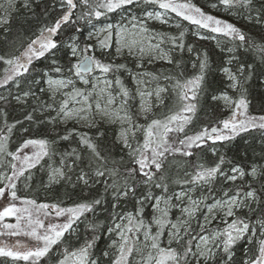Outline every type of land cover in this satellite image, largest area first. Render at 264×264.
<instances>
[{"label":"trees","instance_id":"1","mask_svg":"<svg viewBox=\"0 0 264 264\" xmlns=\"http://www.w3.org/2000/svg\"><path fill=\"white\" fill-rule=\"evenodd\" d=\"M182 1L189 2L205 14L232 25L245 36V41L241 42L223 33H213L199 28L176 16L174 12H166L158 5L146 4L143 0L125 9L106 13L99 19L83 16V13L90 9L83 8L79 0H75L77 7L73 10L70 22L62 25L59 33L53 37L58 44L57 49L52 50L55 55L50 52L39 59L33 58L27 72L21 69L22 75H14L12 80L0 86V136L7 137L5 141L7 151L0 153V173L6 174L5 184L9 183L10 192L15 191L21 201H35L37 206L47 204L71 208L81 203L100 200V204L94 206L92 212L84 213L72 225V229L65 232L60 241L35 264H59L66 250H77L88 242L93 244L89 249L90 260L96 261L97 264H112L119 254L118 250L110 246L115 239V233L109 231L114 225V216L128 213L135 215L137 208L140 207L137 200L144 199L149 193L152 196L174 197L175 193L189 190H191L189 195L193 199L203 197L204 204H212L225 197L236 196L237 193H239L238 199L243 201L241 207L234 209L233 216L212 220L205 225L203 232L199 226L204 223L201 221V213L204 210L202 205L201 210L190 220L191 236H208L222 231L226 227L223 223L225 219L229 223L239 220L249 225L244 238L230 248L231 260L228 259V254L223 251L221 244L220 248H213L214 254L211 258L197 261L189 257L190 264H244L246 259H254L258 255L259 241L264 240V235L261 234L264 232V128L250 127L233 135L229 129L223 128V121L234 118L238 124L241 120L247 121L251 117L264 116V58H262L264 52H261V49H264V0H250L247 6L239 4L228 8L221 5L219 0ZM101 2L103 0H90L93 7ZM211 7L213 10L210 9ZM66 10V5L62 7V0H28L26 6L18 5L10 13L7 22L0 25V57H3L0 59V81H4L15 65L5 61L21 56L27 45L40 35L41 30L51 26ZM100 10L104 11V9ZM158 10L169 15L168 23L153 22L150 28L164 38L165 42L162 45L169 54L167 61H158L148 66L142 62V68L138 69L129 58L115 59L116 64H125L127 68L108 75L117 91L119 86L114 82L117 75L120 76L123 86L128 89L127 84L131 76L129 73L137 72L147 74L153 86L162 84L165 89L160 102L153 105L151 111L141 119L142 128L129 140L132 149L143 145L145 128L152 120L164 122L167 117L177 113L190 117L187 123H183V131L168 133L169 143L173 148H181V152L165 153L164 157H161V170L157 172L154 167L152 168L155 173L153 182L144 184V177L140 176L138 166L134 163L133 156L129 154L130 149L117 140V126L102 121L87 127H80L72 122L62 124L57 111L53 108L58 110L60 101L64 98L51 99L46 92L44 80L47 76L52 78L69 76L68 45L72 41L80 49H84L86 44H91L87 38L90 30L117 23L133 15L141 17L147 11ZM89 19L91 23L88 22ZM170 38H177V44L182 43L183 47H173ZM112 48L108 50L112 53L111 56L105 52L103 55L100 53V57L96 56V58H101L104 62L113 60ZM54 60L57 63L53 64ZM169 60L171 62H168ZM201 61L206 62L204 78L200 81L199 88L195 89V98L184 100L181 98L183 90L176 85L184 84L200 75ZM241 65L244 66L243 74L239 71ZM226 66L239 81L235 89L229 87L231 81L222 70ZM56 67H62L63 72L54 71ZM75 87L81 89L77 80ZM25 93L28 95L25 96ZM225 94L234 101L231 109L227 108L220 99V96ZM188 95L191 96V93L189 92ZM213 96L217 99H212ZM241 98L245 100L246 108L237 109L236 102ZM188 103L195 105L194 111L182 113L181 110ZM45 105H52V108H47ZM234 113L235 117H233ZM29 116L31 119L27 118ZM256 123L260 121L257 120ZM9 127L12 128L11 132L8 131ZM212 127H217L222 130L220 134L230 135L232 138L215 143L205 138L203 142H198L199 147L194 146L191 149L179 144V140L186 136H195ZM81 134H86L97 145L102 155L109 158L107 167H119L121 175H126L125 168H137L134 177H130L128 181L135 187L134 194L130 192L127 197H122L119 201L114 200V190L106 189V177L94 175L97 162L92 153L80 143ZM64 136H68V139H62ZM30 139L47 141V155H43L34 167H28L25 163L24 156L27 154L23 152L33 149L34 152L29 156L31 157L40 151L38 145H29L17 152V149ZM183 151H190L192 154L186 156ZM9 152L16 153L17 159L8 155ZM135 156L138 157L139 152H136ZM221 157L224 159V163L220 165L223 175L217 174L208 184L185 183L191 180L201 166L214 167ZM113 160L117 162L116 165L111 163ZM233 167H238L245 173L243 176L235 174L237 179L234 181L226 179L227 176L233 175L231 171ZM253 167L257 170L254 176L251 175ZM61 172L63 175H60ZM82 173L86 174L88 183L79 179ZM9 177L12 179L10 180ZM107 183L111 184L112 180L108 179ZM156 183L166 185L167 191L165 192L163 187L156 188ZM12 185L15 187H11ZM247 191H254L255 198L246 199L244 194ZM183 201L184 204L188 203L186 198ZM176 202L174 198L170 201L172 205H176ZM154 203V200H144L142 218L146 222L152 219L151 205ZM113 204H116L115 209ZM177 213L176 207H172L168 219L176 222L180 217ZM180 218L186 219L182 216ZM118 221L117 219L115 223ZM152 231L153 233L156 231L154 225ZM141 237L142 235L139 237L140 241ZM167 239L169 238L166 229L160 238L162 247L169 246ZM187 239L188 236L185 237V241ZM223 239L225 237L220 236V241ZM197 242V240L192 241L193 251L196 250ZM171 247L183 251L182 245L175 242ZM148 251L152 250L144 249L145 256ZM129 261L131 264H140V254L134 252L129 257ZM0 264H33V260L0 257Z\"/></svg>","mask_w":264,"mask_h":264},{"label":"snow or ice","instance_id":"2","mask_svg":"<svg viewBox=\"0 0 264 264\" xmlns=\"http://www.w3.org/2000/svg\"><path fill=\"white\" fill-rule=\"evenodd\" d=\"M139 0H103L101 3H97L94 7L90 3V0H79V4L85 8L90 9L85 11L83 16L95 17L99 19L101 16L106 15V13L116 12L119 9H125L127 6L138 3ZM144 3L156 4L162 10L166 12H174L176 16L188 21L193 25H197L199 28L207 29L213 33H223L226 36L234 37L241 42L245 41V36L235 27L230 24H226L219 19L211 15H207L201 11L200 8L189 2L179 3L176 0H143ZM219 3L226 8L235 5L243 4L247 6L250 0H219ZM66 5L67 10L56 19L51 26H46L41 30L40 35L33 39L28 45L25 51L22 53L23 60L20 57H16L11 60H6L5 63L15 64L16 71L14 75H22L23 72L28 71V67L32 62L33 58L39 59L45 56L46 53H52V50L57 49L58 44L53 39L55 37L62 25L70 22V18L73 15V10L77 7L75 0H62V7ZM216 5H213L215 7ZM100 9H104L101 11ZM80 17H78L79 19ZM147 19H158L162 20L161 12H146ZM129 23L131 27H124L122 24L118 26H113L112 24H106L97 33L89 34L92 38L95 36L97 39V44H86L84 49H80L75 43L68 45L70 48L69 53V64L68 73L69 76L64 79L54 80L49 78L46 82L49 85V90L51 92V98L55 99L57 93H60L64 99L60 101L59 109L53 108L57 111V116L62 120L67 121L71 119L87 120L88 114L91 113L93 106L95 111L104 116L112 119L120 120L122 123H128L129 127L125 129L122 133L124 140V146L130 149V155L134 158V163L138 166L140 176L144 177V184H151L154 180L155 173H153L152 168L154 167L157 172L162 168L161 157H164L165 153L171 151L181 152V148H173L172 144L169 143L168 133L173 131H183V123H187L190 119L189 116L177 113L166 118L164 122L160 120H152L145 128L144 142L142 146L132 149L131 144L128 142L127 133L135 131L139 125L132 124L131 116L128 114L125 105L131 98L129 90L123 86L121 78L119 75L115 78V84L119 86V92L115 95L110 91L113 81L108 79L110 73H118L121 70H126L127 66L125 64H116L115 58L113 60L104 62L101 59L96 58L95 51L98 49L101 51L102 55L106 52L108 56L112 53L108 51L113 44V37H115L114 43L116 45L117 56L124 55L125 51L129 56L143 59L148 56L150 59L164 58L168 59L166 54L161 49V44H163L164 38L160 35H153L149 32V29L141 23L134 22L137 20L136 17H130ZM7 22L6 20L4 21ZM91 23V20L88 21ZM79 31V29H77ZM100 33H106V35L101 38ZM183 36V33H181ZM173 47H183V44H177V38H170ZM264 52V49H261ZM89 53H93L89 55ZM264 58V57H262ZM3 59V57H0ZM27 61V63L24 62ZM74 61V62H73ZM168 62H171L170 60ZM57 63L55 60L53 64ZM136 67L142 68L141 63H137ZM206 67V62L201 61L200 69L201 74L196 76L194 79L188 80L184 84H177L176 87L181 88V98L184 100H192L195 98V89L199 88L200 81L203 80L204 69ZM250 67V66H249ZM23 70L21 72L20 70ZM223 72L227 75L229 81H231L229 87L235 89L239 81L228 68H223ZM57 73H62V67H56L54 69ZM241 74L244 72V66L241 65L239 68ZM97 73L99 75H97ZM134 83L137 85L145 84L146 81L143 80L145 73L137 72L135 74L129 73ZM47 75V74H45ZM75 78V79H74ZM13 75L7 76L4 81H0V86L7 83L8 80H12ZM76 80H79L84 85L91 84V89H80L75 87ZM103 84L104 87H99ZM64 89H70L69 91H63ZM43 91V90H42ZM165 91L162 87H157L155 93L157 96L161 92ZM191 93V96L188 93ZM137 94L143 97L145 92L137 88ZM28 93H25L27 96ZM147 95H152L148 92ZM118 96H122L120 104L116 107H112L117 100ZM225 102H231L230 98L225 94L222 95ZM19 99V98H18ZM212 99H217L213 96ZM70 105H72L70 107ZM79 105V107H77ZM236 108H246V102L241 98L236 102ZM47 108H52V105H45ZM195 109V105L188 103L181 110L182 113H190ZM141 111L147 112L148 107L144 104L143 100L141 102ZM85 113V115H80ZM242 114V113H241ZM235 117V113L233 114ZM31 119V116L27 117ZM260 123H256V121ZM175 125V127H173ZM250 127H260L264 128V116L251 117L247 121L241 120L237 124L234 120L223 121V128L229 129L233 135L237 134L239 131H246ZM162 130V131H157ZM8 131L11 132L12 128L9 127ZM222 130L217 127H212L210 130L205 129L203 132L198 133L195 136H186L184 139L179 140V144L184 146L186 149H191L192 147H199L200 143L203 142L205 138L210 139L215 143L216 141H223L231 139L230 135L220 134ZM212 134H216L213 136ZM7 137L0 136V153L7 151V145L5 143ZM62 139H68V136L62 137ZM80 143L85 146L95 158L97 162V167L94 170V175L96 177H106L105 186L107 188H112L113 198L119 201L122 197H127L129 193H135V187L129 184V178L134 177L137 172V168H125L126 175H121L119 167H107L109 163V158L102 155L101 151L97 149V145L92 142L86 134L80 135ZM29 145L39 146L40 151L33 154V156H24L25 163L28 167H34L35 163L43 155H47V141L45 140H26L17 152L22 151ZM155 145V146H153ZM139 152V156L136 157L135 153ZM150 153V155H149ZM184 155H191L190 151H183ZM13 159H17L16 153H8ZM79 159V157H77ZM113 165H116V161H111ZM224 163L223 157L220 158L219 163L214 167L203 168L198 170L191 178L190 181L185 183H190L193 185L197 184H208L217 175H223L221 172L220 165ZM15 168V165H13ZM59 171V170H57ZM233 175L227 176L226 179L236 180L239 174L243 176L245 173L242 169L238 167H233L231 169ZM256 168L253 167L251 170V175H256ZM16 173L14 172V175ZM22 174V171L21 173ZM60 175H63L61 172ZM11 180L12 177H9ZM85 183H88L86 174H81L79 177ZM111 179L112 183L108 184L107 180ZM122 181V183H121ZM11 187H15L12 185ZM156 188L163 187L165 192L167 191L166 185L160 183L155 184ZM191 191V190H189ZM189 191H181L175 193L174 197H164V196H152L150 193L144 197L142 200H137V204L140 206L137 208L135 215L128 213L126 215L114 216V227L110 228L109 231H115L117 233V238L119 240L118 245V256L113 260L112 264H131L129 257L134 253H139L141 256L140 264H190L189 257L199 261L200 259L211 258L213 253V248H220L221 244L223 246V251L228 254V259L231 260L232 253L230 248L239 240L244 238L245 234L249 230V225L243 221L233 220L229 223L226 219L223 223L226 227L222 231H217L216 233L210 234L208 236L199 235L191 236L190 234V220L195 217L196 213L201 210V206L206 209L203 213L204 223L200 224L201 232L204 231L205 225L211 223L212 220L216 219L213 215L216 209H226L224 215L226 217L233 216L234 208L241 207L243 201L239 200V193L236 196L228 197L224 200H217L214 204H204L203 197L200 199H193L189 195ZM5 189L0 188V197L5 196ZM245 198H255L254 191H247ZM227 196V193H225ZM181 201L179 205H172L170 201L172 199ZM187 199L188 203L184 204L183 200ZM11 199L16 200V192H11ZM144 200H154L155 203L151 205L153 209V216L150 222H146L142 218V209L144 205ZM25 205L23 208H17L15 205H10L5 207L0 211V228L4 231H0V236H19L28 235L33 237L36 241L42 242V246L26 247L23 244L15 243L9 246L8 244L0 241V257H9L13 260H33V264L38 261L41 257H44L51 249L53 245H56L60 241L61 237L64 236L65 232L72 229V225L79 220V218L86 212H92L94 206L100 204V200H94L92 203H81L71 208H60L57 205H47L40 204L36 205L35 201L25 200L23 201ZM33 206L39 210H46L51 208L55 211L57 216H62L68 214L67 221L63 224H49L46 228L44 224L39 219L33 218L32 208ZM116 204H113L115 209ZM172 207H179L182 217H187V219L177 218L176 222H172L168 219L169 212ZM47 215V212H45ZM14 217L16 223H4L5 218ZM121 221L120 223H115L116 220ZM126 221V223H124ZM155 225L156 231L153 233L152 227ZM242 225V226H241ZM45 228L43 234L38 232V229ZM167 229L169 246L162 247L160 244V238ZM264 235V232L261 233ZM143 236V247H137L141 243L139 237ZM254 235V233H253ZM188 236L189 239L185 241V237ZM219 236H224L225 239L217 243ZM197 240L195 245V251L192 248V241ZM175 242L178 245H182L183 251L177 248L171 247V244ZM183 242V243H182ZM117 241H113V245H116ZM260 247L258 249V255L254 259H246L244 264H264V240L259 241ZM93 247L91 242L86 243L84 246L80 247L74 251H65L63 254V259L59 261V264H97L96 261L89 259V249ZM144 249H151L148 251L146 256ZM107 255V253H105Z\"/></svg>","mask_w":264,"mask_h":264},{"label":"rangeland","instance_id":"3","mask_svg":"<svg viewBox=\"0 0 264 264\" xmlns=\"http://www.w3.org/2000/svg\"><path fill=\"white\" fill-rule=\"evenodd\" d=\"M27 2H28V0H0V25L5 23L4 22L5 20L7 21L10 13L12 11H14L18 5L26 6ZM176 2L183 3L184 1L176 0ZM210 9H212V7ZM147 12H153V13L161 12L162 13V20L164 22H162L161 20H158V19H154V18L153 19H147L146 18V12L144 14H142L141 17H137L135 15H133L131 17H136L137 20L134 21V22H138V23L144 24L149 29V32L151 34L157 35V33L150 28V24H152L153 22L168 23L169 15L166 12L160 11V10H158V11H147ZM121 24L124 27H129V28L131 27V25L129 23V19L121 20V21H119L117 23H114L112 25L115 27V26H118V25H121ZM103 27L104 26L97 27V28H94V29L89 31V33L87 34V38H88L89 41H91V44L96 45L97 44V39L95 38V36L90 38L89 34L90 33L95 34ZM105 35H106V33H100L101 38H103ZM114 40H115V37H113V44H112V47H113L112 50L113 51L112 52H113V57L115 59H117V60L129 58V61L130 60L133 61L135 66H136V64L138 62L141 63V64H142V62H144L146 64V66H148V65H152V64H154L155 62H158V61H167V59H164V58L150 59L148 56H145L143 59H139V58H136V57L129 56L126 51H125L124 55L117 56V54H116V45L114 43ZM71 43H73V41ZM160 47L163 50V52L166 54V56L168 57L169 54H168L167 50L163 47L162 44H161ZM25 49L23 50V52L25 51ZM22 53H21V56H19V57L23 60L24 58L22 56ZM100 53H101V51L97 49L94 54H95V56L100 57V55H99ZM91 54H93V53H91ZM24 62L27 63L26 60H24ZM16 67L17 66L14 65L13 66V71H10V73H8L6 75V77L9 76V75H13L14 76L13 73L16 71ZM225 68L229 69L228 66H226ZM97 75H99V74L97 73ZM49 78L54 79V80H59V79H64V78H52V77H49V76H47L45 78V80H44L45 89H46V92L48 93L49 97L51 98V92L49 90V85L46 82ZM108 79H110V78L108 77ZM143 80L146 81L145 84L137 85L136 83L133 82V80H132V78L130 76V79H129L128 84H127V87H128V90H129L131 98L128 100L127 104L125 105V108H126L128 114L132 118V120H131L132 124L140 126V127L135 129L134 133L131 132V131L127 133L128 142L134 136V134L137 133L142 128L141 119H143L151 111V108H152L153 105L158 104L160 102L161 95L163 93V92H161L159 94V96L156 95V93H155L156 88L157 87H162L163 88V86H162V84L153 86L151 84V81L148 78L147 74H145L143 76ZM77 82L81 85V89H91V84L84 85L79 80H77ZM99 87H104V85L101 84V85H99ZM138 87L140 88V90L145 92V95L143 97H141L140 95L137 94V88ZM69 90L70 89H64L63 91H69ZM110 91L114 95L119 92V91L116 90V87L113 84L111 86ZM148 92H151L152 95H147ZM55 97H61L62 98L63 96L60 93H57ZM122 99H123L122 96H118L117 100H116V103L112 107L118 106ZM220 99L222 100V102L225 104V106L227 108H230V109L233 108V106H234L233 99L230 98L231 102H225L224 99L222 98V95L220 96ZM142 100H143L144 104L148 107V111L146 113L141 111V102H142ZM71 106L72 105H70V107ZM77 107H79V105H77ZM80 115H85V113H81ZM59 119H60V122L62 124H67L69 122H72V123H74V124H76L77 126H80V127H87V126L95 125V124H97L100 121L105 122L107 124H114V125L117 126V131H118L117 132V140L120 141L123 145H124V140H123V137H122V133H124L125 129H127L129 127L128 123H126V122L122 123L120 120L112 119V118L104 116V115H102L100 113H97L95 111V107L94 106H93V109H92L91 113L88 114V119L87 120L71 119V120L64 121L61 118H59ZM32 152H34L33 149L30 150V151H24L23 153L27 154L26 156H30V154ZM5 182H6V174H4V172H1L0 173V188H4L5 189L6 195L0 197V211H2L5 207H8L10 205H15V207H17V208H23L25 206L23 204V201H21L19 198H17L16 200H12L11 199V192L8 189V187H10V185H9V183L5 184ZM224 199H227V198L225 197V198L220 199V200H224ZM186 201H187V199H186ZM180 203H181V201H177L176 205H179ZM183 203H184V201H183ZM214 203L215 202H213L212 204H214ZM29 207L32 208L33 218L34 219H39L44 224L45 228L49 224H63V223H65L67 221V218H68V214H65V215H62V216H57L55 214V211H53V210L46 209V210L37 211V209L35 207H33V206H29ZM176 209H177V212H178L177 214H179V216L181 217L182 215H181L180 208L176 207ZM234 209H236V208H234ZM205 211H206V209L204 208V210L201 213V221L202 222H205L204 221V215H203V213ZM45 212H47V215H45ZM225 212H226V209H216V210H214L213 215L216 216L217 220H220V219H222V217H225V215H224ZM186 219H187V217H186ZM3 222L4 223H16V220H15L14 217H8V218H5V220ZM120 222L121 221H118L116 223H120ZM113 227H114V225H113ZM45 228L38 229V232L40 234H43ZM0 231H4V229L0 228ZM113 232L115 233V239L113 241H117V244L113 245V241H112L110 246L117 251L118 250V245H119V240L117 238V233L115 231H113ZM214 233H216V232H214ZM167 240H169V239H167ZM0 241L8 244L9 246H11L12 244H15V243L23 244L26 247H35L37 245L42 246V242H38L33 237L28 236V235H23V234L19 235V236H7V235L0 236ZM142 241H143V236L141 237V243L139 245V247H141V248H142V245H143ZM219 242H220V236L217 239V243H219ZM30 260H32V259H30Z\"/></svg>","mask_w":264,"mask_h":264}]
</instances>
